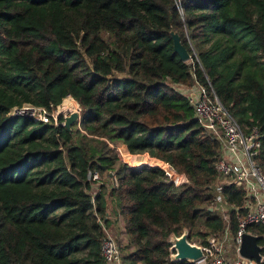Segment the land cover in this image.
Returning <instances> with one entry per match:
<instances>
[{
	"label": "trees",
	"instance_id": "1",
	"mask_svg": "<svg viewBox=\"0 0 264 264\" xmlns=\"http://www.w3.org/2000/svg\"><path fill=\"white\" fill-rule=\"evenodd\" d=\"M193 70L260 133L264 173V0H0V264H106L107 197L128 264H193L171 262L170 238L188 229L205 246L226 227L211 211L220 144L175 88L192 86ZM68 96L82 108L72 132L6 116ZM96 172L117 185L94 195ZM223 196L235 234L245 190Z\"/></svg>",
	"mask_w": 264,
	"mask_h": 264
},
{
	"label": "built area",
	"instance_id": "2",
	"mask_svg": "<svg viewBox=\"0 0 264 264\" xmlns=\"http://www.w3.org/2000/svg\"><path fill=\"white\" fill-rule=\"evenodd\" d=\"M192 73L194 78L192 86L175 85V88L187 97L194 108L198 122L220 144L221 158L217 164L218 177L215 183L217 196L213 203V210L221 215L225 223H229L223 232L207 239L208 244L202 246L204 258L195 264H264V173L257 161L261 148L260 133L255 128L250 133H246L243 126L220 101L209 79L208 85H204L197 79L194 70ZM66 101H72V103L66 105ZM73 113H79L81 116L82 108L74 98L68 96L56 106H37L31 103L17 105L12 107L6 116L25 118L35 123L53 125L58 128L64 127L65 119ZM111 176L114 184L117 185L114 173H111ZM92 179L95 182L101 181L97 172L92 175ZM227 186L245 190L244 208L247 209V213L244 218H238L239 227L235 234H232L230 228L229 213L232 207L223 196L224 188ZM251 226L261 227L262 230L257 235L252 234L248 231ZM246 233L259 238L262 256L260 261L240 255ZM226 246H232L235 259L225 254ZM101 251L106 264H128L119 243L106 229Z\"/></svg>",
	"mask_w": 264,
	"mask_h": 264
},
{
	"label": "water",
	"instance_id": "3",
	"mask_svg": "<svg viewBox=\"0 0 264 264\" xmlns=\"http://www.w3.org/2000/svg\"><path fill=\"white\" fill-rule=\"evenodd\" d=\"M172 37L176 53L184 62L190 61L192 59L191 55L182 44L179 34L177 32H172ZM80 117L79 113L71 114L65 119L64 127L69 132H72L73 126L78 124ZM211 211H213V209H211ZM169 242L171 244L170 259L173 263L190 262L195 264L204 258L202 246L193 244L189 241L188 229H185L180 237L173 235ZM240 255L247 259L260 261L262 256L261 248L259 246V238L250 233H246L240 248Z\"/></svg>",
	"mask_w": 264,
	"mask_h": 264
},
{
	"label": "rangeland",
	"instance_id": "4",
	"mask_svg": "<svg viewBox=\"0 0 264 264\" xmlns=\"http://www.w3.org/2000/svg\"><path fill=\"white\" fill-rule=\"evenodd\" d=\"M188 63H192V61L190 60V61H188ZM66 105H69V102L66 103ZM73 128L75 129V125H74ZM83 133H85V132H83ZM110 145H111V147H113L118 152V154L120 155V157L122 159V163H124L126 165H129V164H127L125 162V159H124V156H123V153L128 152L127 151V148L125 146H122L119 143H110ZM113 201H114V204H115V206H116V208L118 210V208H119L118 207V201L116 199L113 200ZM229 209H230V207H229ZM119 223L120 224H123V222L121 220L117 219L116 222H114L112 224H109V226L112 228L114 235H118L117 238L115 236H114V238L119 243L123 255L124 256H127V255H129L133 251L134 248L130 245V237L127 235V233H126L125 230L120 229ZM228 224L226 222V225H228ZM193 244H196V245H199L200 246V240L197 239L195 241V243H193ZM225 254L228 257L234 256L233 255V251H232V246H226L225 247Z\"/></svg>",
	"mask_w": 264,
	"mask_h": 264
},
{
	"label": "crops",
	"instance_id": "5",
	"mask_svg": "<svg viewBox=\"0 0 264 264\" xmlns=\"http://www.w3.org/2000/svg\"><path fill=\"white\" fill-rule=\"evenodd\" d=\"M105 183L107 185V189L110 190L111 185L114 183L113 182V177L112 176H109V178H104V179H102L101 182H98L94 186V188H93V194L94 195H97L99 193V187H100V185L105 184ZM107 205H108L107 214H108L109 219L111 220L110 221V224L116 222L117 219H119V220H121L123 222V220L121 218H117V216H115V209L117 210V208L115 207V204L112 202V200L109 199L108 197H107ZM119 227H120V229L125 230V224H124V222H123V224H120L119 223ZM106 230L113 237L115 236L117 238L118 235H114L113 230H112V228L109 225L106 228ZM231 259H235V257L232 256Z\"/></svg>",
	"mask_w": 264,
	"mask_h": 264
},
{
	"label": "bare ground",
	"instance_id": "6",
	"mask_svg": "<svg viewBox=\"0 0 264 264\" xmlns=\"http://www.w3.org/2000/svg\"><path fill=\"white\" fill-rule=\"evenodd\" d=\"M68 102H69V104H71V103H72V101H66V102H65V104H66V103H68Z\"/></svg>",
	"mask_w": 264,
	"mask_h": 264
}]
</instances>
